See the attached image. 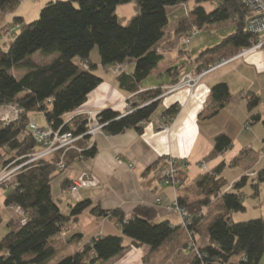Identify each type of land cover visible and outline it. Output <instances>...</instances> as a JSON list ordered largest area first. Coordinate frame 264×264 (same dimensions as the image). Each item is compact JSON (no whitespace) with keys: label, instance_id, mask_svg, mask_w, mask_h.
<instances>
[{"label":"trees","instance_id":"16d2710c","mask_svg":"<svg viewBox=\"0 0 264 264\" xmlns=\"http://www.w3.org/2000/svg\"><path fill=\"white\" fill-rule=\"evenodd\" d=\"M189 1H193L190 10L177 17L167 32V8ZM18 3L19 0H0V13L3 15L13 10ZM128 3L134 5L136 14L128 24L122 25L115 9ZM203 3L215 4V8L207 11ZM249 17L250 12L242 0H56L48 2L40 10L39 17L30 23H24L21 17H14L13 24L19 27L18 32L14 34L6 27L0 28V42L5 33L11 38L5 50L2 49L4 43L0 44V108L15 105L19 112L13 122L0 121V171L27 162L40 150L41 143L27 129L32 112L41 113L46 126L53 129L61 128V131H71L73 135L86 130L83 117L73 114L101 82L94 74L96 66L89 60L95 47L100 64L105 68L134 63L131 75L121 73L118 82L121 89L136 92L139 83L151 75L166 56L165 50L158 51L159 47L171 50L185 40L189 43L191 36L208 26L233 27L229 35L214 46L199 51L192 60L188 50L179 49L178 55L184 56L188 62L169 68V83L174 84L187 65H196L198 73L210 62L230 58L248 47L251 38L247 29ZM195 30L197 33L193 35ZM35 53L45 59L35 62L31 58ZM54 53L57 55L51 57ZM13 71L24 73L16 77ZM162 92L161 88H157L137 93L136 106L148 103L125 115L112 109L102 110L98 115L100 122L104 123L102 131L107 135L119 134L129 128L141 132L142 123L156 111L160 103L157 97ZM240 97L241 92L232 94L227 83H216L211 87V99L215 105L201 116L212 117L227 103ZM244 97L250 112L261 102L260 95L254 92H248ZM178 110V105H173L162 114L171 119ZM258 121L264 126V111L249 116L248 122ZM86 139L89 138L78 140L77 146L84 147L80 141ZM230 146L231 139L225 134H218L207 158L222 153ZM71 151L78 159L96 154L94 145L81 153L69 150L63 155L64 169ZM61 153L57 150L29 161L9 180L0 183V188L5 190L3 206L21 208L26 218L24 224H20L17 218L15 228H12L14 220L8 222L11 229L0 238V264H103L124 250L121 236L104 235L92 238L73 254L58 258L60 250L55 248V242L63 239L60 231L67 226L70 218L58 210L49 188L55 175L64 170L58 167ZM240 156L242 152L231 160L230 165H236ZM261 158L264 159V145ZM225 165L220 162L196 181L203 198L190 203L183 198L176 201L191 217L187 226L181 221L187 232L184 248L191 251L186 264H259L264 253V218L234 222L230 217L231 212L245 209L240 190L249 177L242 176L227 185L221 176ZM251 181L252 188L257 191L258 184L264 182V169H259ZM214 201L220 202L217 206L219 214L207 225V242L198 244L194 235L207 220L206 210ZM82 209L83 206L78 204L72 212ZM98 213L112 219L120 227L121 234L130 238L133 244L148 245L151 251L165 244L176 230L168 221L155 223L157 214L151 207L137 206L129 217L119 209L99 210ZM77 236L73 235L68 242L75 241Z\"/></svg>","mask_w":264,"mask_h":264},{"label":"crops","instance_id":"0c3cea01","mask_svg":"<svg viewBox=\"0 0 264 264\" xmlns=\"http://www.w3.org/2000/svg\"><path fill=\"white\" fill-rule=\"evenodd\" d=\"M173 25L174 23L172 26L168 25L167 32ZM181 44L171 48V50L166 48L168 51L164 47L158 48V51L165 50L167 54L152 71L151 75L153 74L159 78L164 72L168 76V82L159 84L156 87L142 85V82L151 76L149 75L139 83L136 92L121 89L118 76L121 73L131 75L134 70V67L133 69L128 70L126 68L122 70L124 64L119 66L120 70L111 77L99 76L95 74L94 70V74L101 79V82L87 95L86 101L79 110L89 109L100 113L104 109H112L121 115H125L148 103L144 102L136 106L135 104L138 102L137 93L157 88L163 90L157 97L160 98L157 109L160 105L165 108L158 113H156V109L150 119L142 123L141 132L129 128L119 134L107 135L101 130L93 138L80 141L82 146L86 144L94 145L96 154L92 157L78 159L73 151L68 153L66 168L55 175L49 188L51 195V183L58 180L57 185L60 189L58 196L51 195V198L61 214L69 216V222L76 226V231L67 234L71 226L68 223L64 227V237L60 233L63 239L55 242V248L60 250L58 258L73 254L92 238L114 235L105 232L106 224L113 225L119 234L118 236L122 235L120 227L109 217L99 214V210L108 212L119 209L126 217H129L137 206H146L156 210L155 223L168 221L176 228L173 235L165 244L152 251L148 245H135L130 238H128V241H123L124 237L121 236L124 250L119 255L103 262V264H134V261L139 259V264H186L191 257V251L184 248L187 232L182 226L178 214L173 210L174 201L183 198L185 202L190 203L203 198V193L196 186V181L220 162H224L227 166H236L240 164L239 161L236 165H230V162L239 156L241 152L240 160L242 161L248 160L252 163L262 159L264 138L261 140L263 142L262 147L260 146L259 150H255L254 147L260 135L254 131L249 133V131H252L251 126L247 128L245 126L247 118L249 119V116L255 112H252L253 110L249 112L244 96L248 92L257 93L260 97L263 95L264 49L249 52L247 55L209 72L199 80L193 91H190L187 87L169 91L167 89L173 85L169 83L171 80L168 72L169 68L185 62V57L179 56L177 53L179 49H182ZM196 55H190L191 60ZM89 60L97 69L98 64L92 61L91 53ZM99 65L103 67L100 60ZM112 66L103 67V69H110ZM190 66L192 68L188 69ZM195 69L196 65H187L179 79L186 74L196 75ZM23 73L20 71L18 76L14 75L21 77ZM256 79L259 83L257 88H255ZM219 82L227 83L232 94L241 92V97L236 101L227 103L214 116L204 118L201 115L208 112L215 105L211 99V87ZM173 105L179 107L177 114L171 119L163 116L162 113ZM34 113L36 112L29 114L31 121V115ZM46 124L45 121L43 125H38L44 127ZM218 134L227 135L231 139V146L222 153L207 158L213 149L214 140ZM239 139L242 140L240 145L242 148L237 151L233 146ZM231 155L233 156L231 157ZM168 160H175L181 170L182 184L176 189L162 185L160 180V173L167 167ZM244 171L246 173L249 168ZM61 173L64 174L62 177H60ZM241 173V177H249V174H251L248 172L246 174ZM76 179H81V185L75 195L76 205H82L83 209L73 213L70 202L65 203L63 195L67 196L68 186ZM236 180L238 179L236 178L228 185ZM2 201L3 198L0 201V222L4 214L9 216L7 209L9 211L13 210V207L3 206ZM86 213L90 216L89 220L87 219L89 224L98 225L99 228L97 234L88 237L90 239L88 241L83 240L84 232L77 227V224L85 219ZM217 214L219 212H216L212 217H208L199 227V231L195 233L194 237L198 244L207 242L205 233L207 225ZM8 216L5 220L6 225L12 219H9ZM76 234L78 235L77 242H75L76 240L68 242ZM128 254L129 258L133 255V260L127 259Z\"/></svg>","mask_w":264,"mask_h":264},{"label":"rangeland","instance_id":"374dc122","mask_svg":"<svg viewBox=\"0 0 264 264\" xmlns=\"http://www.w3.org/2000/svg\"><path fill=\"white\" fill-rule=\"evenodd\" d=\"M52 1H56V0H19V3L16 5V7L13 10L6 11L3 15L0 13V28L6 27V29L9 30V32L15 34L16 32H18L19 27L17 25L13 24L14 17H21L23 19L24 23H30V22L36 20L39 17L40 10L48 2H52ZM192 5H193V1H189L186 3L179 4L177 6H174V7H168L167 8V17H168V21H169L168 25L172 26L175 19L177 17L185 15L190 10ZM203 7L207 11H211L215 8V4L203 3ZM135 14H136V9L132 3L119 5L115 9V15L117 16L119 22L122 25L128 24L130 19ZM232 31H233V27L230 25H226V26H222V27L208 26L206 28L200 29V32L197 35L191 36L190 42L188 44L182 42L181 47H182V49L188 50L191 56H194L199 51H201L205 48L214 46L215 44L219 43L222 38L229 35ZM10 40H11V38L8 35H6V33H5L3 35V38L1 39V42L4 43L2 45L3 50L6 49ZM56 55H57V53H54L51 55V57H54ZM31 58L37 63L42 62L45 59V57H43L39 53L33 54L31 56ZM91 59L94 63L98 64V68L95 69V74H97L99 76L105 75V76H110V77L114 76L116 74V72L111 69L112 67H110V69H103V67H101L99 65V55H98L97 47H95L91 51ZM75 61L78 62V59L76 58ZM185 61L188 62V59H185ZM133 67H134V64L128 62L122 66V70L126 69V68L128 70L133 69ZM191 68H192V66L188 67V69H191ZM13 73L16 76H18V74H19L18 71H13ZM261 80H262V78H261ZM166 82H168V76L163 72V74L159 78L152 74L151 76H149L147 79H145L142 82V85L143 86L156 87L159 84H163ZM257 86H259V83H258V80L256 79L255 80V88H257ZM261 86L263 88L262 82H261ZM163 108H165V107L163 105H160L159 108L157 109L156 113H158ZM263 110H264V88H263V95L261 96V102H260L259 106L257 108H255L252 112H259L260 114H262ZM31 118H32V121H34L37 124L43 125L45 123L43 116L38 112L32 114ZM245 126H246V128L251 126L252 131H249V133H252L254 131L258 135H260V138L257 139V143L254 147L255 150H259L260 146L262 147L263 142H264V141L261 142L262 138H264V126H263V124L261 123V121H258V122H255L254 124L251 125V122H248V118H247ZM261 134H262V136H261ZM241 143H242V140L239 139L238 142L235 143L233 148L237 149V151H239L242 148V146H240ZM232 156L233 155H231V157ZM239 162H240V164H238L236 166H227L226 165L225 168L223 169L222 173H221L223 178H225L227 185L230 182H232L233 180H235L236 178L239 179L241 177V174H242L241 172H244V174H246L247 172L251 173V174H249V178H248L247 183L240 190L241 201H242V204L244 205L245 209L242 211L231 212L230 217L234 222L246 221V220L255 219V218H264V182L258 184L257 191L254 190L251 186V184H252L251 178L255 174L253 172L258 171L259 169L260 170L264 169V167H263L264 166V160L260 159L257 162H252V163L249 162L248 160H246V161L239 160ZM246 168H249V171H247L245 173L244 170ZM252 173H253V176H252ZM63 175L64 174L61 173L60 177H62ZM56 179H58V178H56ZM57 181L58 180H55L51 183V195L54 197L58 196L57 194L60 190L58 185H57ZM162 185L165 186V184H162ZM192 192H193V190H192ZM4 193H5V190L0 188V201L4 196ZM63 198L65 200V203L70 202V204L74 210V207H76V204H77L76 198L75 197L71 198L68 195V193H67V196L63 195ZM219 203L220 202L214 201L213 204H211V206L207 208V210L204 209V211L206 210V213H207L206 216L212 217L216 212H219V209L217 208ZM73 210H71V211H73ZM7 211L9 212V216L7 215L8 218L9 219L12 218L15 222V224L12 226V228L17 227V223H16L17 218H18L17 215L13 212V210L9 211L7 209ZM7 216H6V214H4V217L2 216V221L0 222V238L6 232H8L11 229V227H8V225L5 224V220H6ZM89 217H90L89 214L86 213L85 219H83L82 222L77 224L78 225L77 227H79L80 230L84 232V237H83L84 241L90 240V239H88V237L94 236L95 234H97V232L99 230L98 225L89 224V222H88ZM69 224H71V226H70L67 234H71L73 231H76L75 230L76 226L73 225L72 222L71 223L69 222ZM105 230H106L105 232H108L110 234L119 235L116 228L113 227V225L106 224ZM107 230H110V231H107ZM121 236H123V235H121ZM57 237H59V236L57 235ZM123 237H124L123 241H128L127 237H125V236H123ZM132 256H131V258H129V254H128L127 259L133 260ZM136 258H137V256H136ZM135 261H134V264H135ZM139 262H140V259L136 261V264H139ZM260 264H264V253L260 258Z\"/></svg>","mask_w":264,"mask_h":264},{"label":"built area","instance_id":"2783aa9c","mask_svg":"<svg viewBox=\"0 0 264 264\" xmlns=\"http://www.w3.org/2000/svg\"><path fill=\"white\" fill-rule=\"evenodd\" d=\"M245 8L250 12V17L247 20V29L251 35L249 39V46L240 51L239 53L233 55L230 58H220L212 63H209L206 68L198 72L196 75L186 74L182 76L175 84H173L169 91L180 89L182 87H187L190 91L196 88L199 80L209 72L218 69L219 67L228 64L231 61L239 59L249 52L254 50L264 48V0H242ZM197 33V30L193 31V35ZM185 43H188V40H185ZM120 65H113L112 70L118 72ZM86 68V64H84ZM19 109L15 105H9L7 107L0 108V121L10 123L15 121L18 118ZM99 113L93 110H77L73 116H82L83 121L86 123V130L79 134L73 135L71 131H61V128L53 129L51 126L47 125L44 127L39 126L33 121L28 123V131L31 135L41 143V148L39 151L33 154L32 158L29 161L37 160L42 158L54 151L61 150L62 156L61 161L58 163L60 169H64L63 155L65 152L75 149L77 152L83 151L91 147V144H86L84 147L80 148L77 146L78 140L87 137L93 138L96 133L102 130L104 123L100 122ZM27 162L15 166L10 170L0 171V183L9 180L10 177L24 164ZM167 167L161 171L160 180L162 184L171 186L173 189L179 187L182 183L180 168L177 165L175 160H168ZM81 185V179H76L68 186L67 192L71 197H75L78 188ZM173 210L179 215L183 225L187 226L190 224L191 217L188 215L187 211L177 204L174 201ZM14 213L19 218V223H26V218L24 212L19 207H13ZM62 237L65 235L64 227L60 231Z\"/></svg>","mask_w":264,"mask_h":264}]
</instances>
